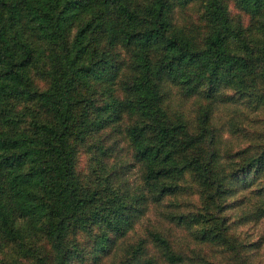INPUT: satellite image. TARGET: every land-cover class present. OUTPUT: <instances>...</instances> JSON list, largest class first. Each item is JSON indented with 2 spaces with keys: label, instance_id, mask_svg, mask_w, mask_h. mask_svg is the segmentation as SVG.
Returning a JSON list of instances; mask_svg holds the SVG:
<instances>
[{
  "label": "trees",
  "instance_id": "trees-1",
  "mask_svg": "<svg viewBox=\"0 0 264 264\" xmlns=\"http://www.w3.org/2000/svg\"><path fill=\"white\" fill-rule=\"evenodd\" d=\"M5 2L0 0L2 6ZM231 2L253 21L252 33L232 19L227 0L9 2L15 20L28 15L32 28L54 45L47 85L32 90L27 72L32 48L25 40L12 45L0 30V126L4 128L0 129V235L14 245L18 256L31 264H72L79 253L70 234L91 226L90 216L93 225H105L92 243L93 249L101 245L98 252L107 251L103 245L125 233L118 221L111 230L109 218L98 219L100 213H93V196L80 192L74 170L77 145L92 133L117 126L124 117L131 122L122 133L132 157L142 164L143 181L154 201L177 189L161 180L190 173L204 187L203 209L208 214L227 192L223 188L230 178L261 172L264 151L241 163L221 165L212 130L203 127L198 134L188 135L184 125L170 120L162 109L165 82L178 86L185 96L203 98L208 105L221 88L264 77V0ZM197 5L200 25L176 22V11ZM117 45L130 57L128 73L118 85L122 63L116 60ZM19 98L36 102L40 119H30L27 135L9 136L8 131L17 126L14 101ZM206 115L204 109L202 122ZM183 133L191 137L183 141V155H175L178 144L174 142ZM255 193L264 196V185ZM260 212L264 215V208ZM170 218L182 223L181 216ZM223 226L221 222L218 231L208 227L198 238L232 249ZM108 234L115 236L110 240ZM149 238L165 264L184 263L166 238L156 232ZM142 249L140 240L118 264H157L152 257L140 259ZM0 264L21 263L16 257L0 259Z\"/></svg>",
  "mask_w": 264,
  "mask_h": 264
},
{
  "label": "rangeland",
  "instance_id": "rangeland-1",
  "mask_svg": "<svg viewBox=\"0 0 264 264\" xmlns=\"http://www.w3.org/2000/svg\"><path fill=\"white\" fill-rule=\"evenodd\" d=\"M143 1L136 0L137 3ZM9 2L12 0H6L5 6L0 4V30L12 45L17 46L25 40L26 45L32 48L31 62L27 66L28 86L41 91L47 85L49 54L54 45L48 37L32 28L28 15L23 14L15 20V15L8 11ZM227 6L232 19L252 33L253 21L248 15L235 8L231 0H227ZM174 18L177 23L200 25L199 5L176 11ZM115 48L116 60L122 63L117 76L118 85L128 73L126 67L130 57L123 48L119 49L118 45ZM162 88V109L170 120L180 121L188 135L198 134L203 127L213 131L216 138L214 147L222 157L221 165L241 163L242 159L264 151V77L247 78L237 85L223 87L218 97L208 105L206 100L196 95L185 96L178 86L169 82H165ZM204 109L207 110V118L202 122L200 115ZM39 114L36 102L21 98L15 100L17 126L7 134L27 135L30 119H40ZM130 122L131 119L124 117L118 128L101 129L77 145L74 170L78 189L93 196V213H100L98 219L109 218V229L113 230L118 221L126 231L116 236L113 243L109 241L103 245L107 251L98 252L101 245L95 244L93 249L92 243L98 241L96 236L105 230V225H93L94 218L90 216L91 226L70 234L79 253L72 264H118L140 240L143 241L140 259L152 257L157 264H165L149 238V233L153 232L166 238L170 248L184 257L182 264L203 263V260L209 264H264V215L260 212L264 208V196L255 193L264 185V168L259 173L237 174L230 178L229 184L223 188L227 192L217 198L215 208L210 207L208 214L203 209L204 187L190 173L161 180L160 183L176 185L177 189L154 201L153 193L143 181L142 164L132 157V150L122 133L124 125ZM0 129L4 128L0 126ZM190 137L185 133L177 135L175 155H183V141ZM196 147L200 148V145ZM226 155H232V158L224 159ZM0 181H3L2 174ZM170 215L181 216L182 223L178 224ZM221 222L224 235L234 244L232 249L228 250L221 242L213 244L206 238H198L208 227H215L216 231L221 229ZM107 236L111 240L115 235ZM16 257L21 264H31L30 259L18 256L14 245L0 235V259L14 261Z\"/></svg>",
  "mask_w": 264,
  "mask_h": 264
}]
</instances>
